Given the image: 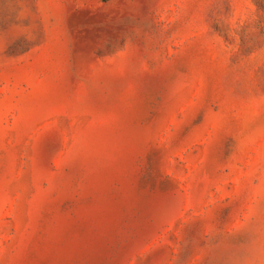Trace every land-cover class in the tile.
<instances>
[{
  "label": "rangeland",
  "instance_id": "rangeland-1",
  "mask_svg": "<svg viewBox=\"0 0 264 264\" xmlns=\"http://www.w3.org/2000/svg\"><path fill=\"white\" fill-rule=\"evenodd\" d=\"M0 264H264V0H0Z\"/></svg>",
  "mask_w": 264,
  "mask_h": 264
}]
</instances>
